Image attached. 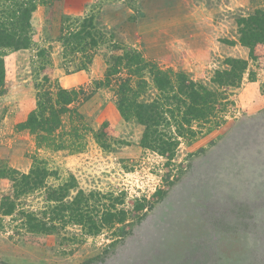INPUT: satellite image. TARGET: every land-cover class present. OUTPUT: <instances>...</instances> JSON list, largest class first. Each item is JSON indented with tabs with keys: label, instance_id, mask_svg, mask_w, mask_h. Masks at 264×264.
<instances>
[{
	"label": "rangeland",
	"instance_id": "obj_1",
	"mask_svg": "<svg viewBox=\"0 0 264 264\" xmlns=\"http://www.w3.org/2000/svg\"><path fill=\"white\" fill-rule=\"evenodd\" d=\"M37 2L30 47L3 56L9 90L0 96V168L26 174L35 157L52 173L48 187L75 179L77 188L66 201L78 190L97 192L121 198L116 210L128 214L125 223L104 226L98 234L69 225L49 237L28 234L17 215L1 217L0 264H209L216 259L213 245L219 237L232 240L229 246L233 241L244 246L253 255L251 264H264V64L248 62L240 86L225 90L229 104L217 126L180 138L170 162L141 149L142 129L117 113L125 70L105 82L109 47L116 44L211 88L212 74L224 67L225 58L248 59L237 42L235 20L264 9V0ZM89 19L101 43L69 55L58 36ZM45 67L53 69L49 82L43 81ZM57 86L77 93L69 106L77 115L61 116L56 140L76 143L81 135L80 152L37 148L35 135L15 129L17 111L28 109L38 94L51 92L54 98ZM153 94L148 81L141 99ZM104 121L115 128L112 150L93 138ZM73 127L77 137L71 136ZM10 185L0 179V198L11 193ZM143 201L145 208L134 214ZM46 204L41 189L17 200L18 209L34 214ZM205 233L210 239L204 243ZM193 235L201 237L194 241Z\"/></svg>",
	"mask_w": 264,
	"mask_h": 264
},
{
	"label": "trees",
	"instance_id": "obj_2",
	"mask_svg": "<svg viewBox=\"0 0 264 264\" xmlns=\"http://www.w3.org/2000/svg\"><path fill=\"white\" fill-rule=\"evenodd\" d=\"M37 5V0H0V96L9 90L5 83L3 56L8 51L18 52L30 47L31 19ZM235 25L237 42L247 50L248 59L225 58L224 67L212 74L211 88L194 82L183 72L163 70L146 61L138 52L126 51L116 44L109 47L113 49L106 60L108 68L105 82L109 85L111 77L125 70L126 78L120 80L117 88L116 110L124 123H134L142 129L138 143L141 149L156 153L170 162L178 150L180 138L194 137L201 132L197 129H206L211 123L217 126L219 115L229 104L225 90L240 86L249 61L264 64V9H256L251 14L236 18ZM98 32L89 19L84 20L78 30L60 34L57 40L63 50L69 51V55L76 52L84 54L87 48H96L101 43ZM44 70L45 72H41L45 76L43 81L49 82L53 69L45 67ZM132 79H135L133 85ZM148 81L154 94L151 99L142 100ZM50 94L51 92L38 94L28 109L17 111L15 129L35 135L37 148L82 151L85 146L83 137H77V129L74 127L71 136L77 137L76 143H63L57 141L55 136L63 125L62 115H77L69 109L76 100L77 93L57 86L54 98ZM114 130L113 124L104 121L93 133V138L100 147L110 150ZM51 174L35 157L26 174L6 167L0 168V179L11 184V193L0 198V218L17 215L21 218V227L28 234L44 237L53 236L58 233V227L64 229L69 225L81 227L88 235L98 234L104 226L123 224L127 220V211L116 210L117 205L123 203L121 198L99 195L97 192L85 194L78 190L71 200L66 201L70 190L77 188L75 179L70 177L67 182L52 188L46 183L52 177ZM40 189L45 191L47 202L43 211L34 214L17 208V200ZM144 202L146 201L135 205L134 214L145 208ZM202 235L204 237L193 235L194 241H198L200 237L204 243L209 241L208 233ZM220 239L213 245V256L216 259L213 257L211 264H251L253 255L249 257L244 246L238 245L236 241L229 246L227 243L232 240ZM158 245L162 248L160 243Z\"/></svg>",
	"mask_w": 264,
	"mask_h": 264
}]
</instances>
